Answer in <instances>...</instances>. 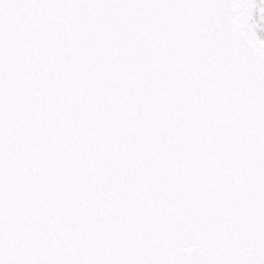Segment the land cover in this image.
I'll list each match as a JSON object with an SVG mask.
<instances>
[{
	"label": "snow or ice",
	"instance_id": "snow-or-ice-1",
	"mask_svg": "<svg viewBox=\"0 0 264 264\" xmlns=\"http://www.w3.org/2000/svg\"><path fill=\"white\" fill-rule=\"evenodd\" d=\"M264 0H0V264H264Z\"/></svg>",
	"mask_w": 264,
	"mask_h": 264
},
{
	"label": "bare ground",
	"instance_id": "bare-ground-1",
	"mask_svg": "<svg viewBox=\"0 0 264 264\" xmlns=\"http://www.w3.org/2000/svg\"><path fill=\"white\" fill-rule=\"evenodd\" d=\"M262 36H264V34H261Z\"/></svg>",
	"mask_w": 264,
	"mask_h": 264
}]
</instances>
